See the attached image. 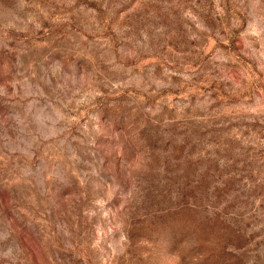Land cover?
Wrapping results in <instances>:
<instances>
[{
    "label": "rangeland",
    "instance_id": "obj_1",
    "mask_svg": "<svg viewBox=\"0 0 264 264\" xmlns=\"http://www.w3.org/2000/svg\"><path fill=\"white\" fill-rule=\"evenodd\" d=\"M0 264H264V0H0Z\"/></svg>",
    "mask_w": 264,
    "mask_h": 264
}]
</instances>
